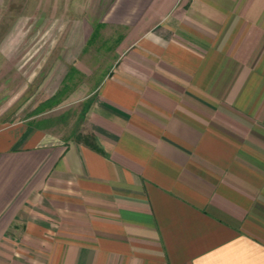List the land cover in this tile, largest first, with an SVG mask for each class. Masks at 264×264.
Instances as JSON below:
<instances>
[{
  "label": "crops",
  "instance_id": "crops-1",
  "mask_svg": "<svg viewBox=\"0 0 264 264\" xmlns=\"http://www.w3.org/2000/svg\"><path fill=\"white\" fill-rule=\"evenodd\" d=\"M116 60L82 136L0 123V264H264V0H88Z\"/></svg>",
  "mask_w": 264,
  "mask_h": 264
},
{
  "label": "rangeland",
  "instance_id": "rangeland-1",
  "mask_svg": "<svg viewBox=\"0 0 264 264\" xmlns=\"http://www.w3.org/2000/svg\"><path fill=\"white\" fill-rule=\"evenodd\" d=\"M88 0H0V123L30 120L65 138L116 60L112 34L86 16Z\"/></svg>",
  "mask_w": 264,
  "mask_h": 264
},
{
  "label": "trees",
  "instance_id": "trees-1",
  "mask_svg": "<svg viewBox=\"0 0 264 264\" xmlns=\"http://www.w3.org/2000/svg\"><path fill=\"white\" fill-rule=\"evenodd\" d=\"M91 103H92V101L90 102V104L88 105V108H87V110L90 108V106H91ZM82 136V134H79L78 136H76L77 138H80Z\"/></svg>",
  "mask_w": 264,
  "mask_h": 264
}]
</instances>
